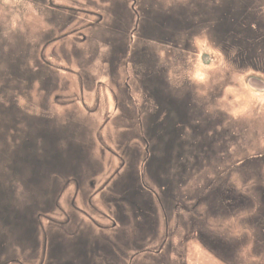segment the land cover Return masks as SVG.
I'll use <instances>...</instances> for the list:
<instances>
[{"label": "flooded vegetation", "instance_id": "obj_1", "mask_svg": "<svg viewBox=\"0 0 264 264\" xmlns=\"http://www.w3.org/2000/svg\"><path fill=\"white\" fill-rule=\"evenodd\" d=\"M131 1L129 8L123 0H104L102 9L111 18L105 20L102 14L91 25V62L96 59V44L102 43L107 48L99 55L108 63L105 73L110 77L127 73L131 66L135 76L134 83L116 84L122 92L116 95L111 120L127 123L118 133L121 163L97 191L114 224L111 229L99 226L98 232L91 227V234L72 232V237L62 232L70 230L66 223L58 233L40 228L50 205L57 203L62 179L73 175L77 194H86V181L91 177L89 186H95L101 164L88 159L78 142L85 133L76 124L54 129L44 116L34 120L11 111L0 113V128L13 131L8 138L0 136V264H26L31 251L43 245L42 264H184L176 261L182 254L172 243L181 230L224 264H264V148H250L257 136L250 132L252 123H226L219 111L209 110L217 107L215 103L207 98L205 103L196 102L193 89L199 86L176 79L171 85L166 79L170 69L181 74L189 68L186 62L196 53L198 37H206L240 72L246 68L264 73V0ZM99 22L104 26L96 25ZM130 25L133 45L126 36ZM167 61L179 63L171 66ZM194 121L200 125L193 126ZM192 140H199L200 147L191 150ZM191 155L195 157L190 169L199 165L215 173L203 178L195 201L190 193L181 199L175 191V163L182 156L187 163ZM235 156L244 157L239 160L244 163L240 165ZM241 171L242 179L237 176ZM164 172H171L170 180L160 179ZM162 210L163 235L158 225ZM230 219L247 225L253 237L247 233L242 239L229 237L221 222ZM251 240L252 252L261 255V261L240 254ZM151 243L156 244L154 251L147 247Z\"/></svg>", "mask_w": 264, "mask_h": 264}, {"label": "rangeland", "instance_id": "obj_2", "mask_svg": "<svg viewBox=\"0 0 264 264\" xmlns=\"http://www.w3.org/2000/svg\"><path fill=\"white\" fill-rule=\"evenodd\" d=\"M123 1H126L130 8L132 1ZM176 1L184 3L185 0ZM104 3V0H0V113L3 116L11 111L18 117H35L34 120L44 116L50 120L49 125L54 129H61L67 123L76 124L78 130L85 133L78 142L86 148L88 159H97L98 164H101V172L94 187L89 186L91 177L87 179L84 187L86 194H77L73 175L62 179L63 183L57 188V203L50 205L46 216L41 219L40 228L43 227L51 233L61 232V224L66 223L70 230L64 229L62 232L67 237H72V232L79 234L81 231H87L91 234V227L98 232L99 229L114 224L108 215L109 208L104 199L99 198L101 194L97 191L121 163L122 153L119 149L122 148L119 147V142L122 139L118 133L126 127L122 121L119 125L112 121L113 118L111 120L117 104L116 95L122 92L116 88V84L134 83L135 76L130 65L127 73L120 71L112 77L105 73L108 63L100 57L107 48L103 47L102 43L96 44V59L91 62V25L102 14H105V20L111 18L102 9ZM98 24L102 25L101 22L96 23ZM132 27L133 25H130L127 28V41L130 37L128 32L133 30ZM130 41V45H133V40ZM195 45L196 49L193 50H196V53H193L189 63L186 62L189 68L181 74L170 69L167 81L173 85V79L178 83L190 80L193 85L199 86L195 92L193 89L196 102H204L203 99L207 98L208 102L215 103L217 107H210L209 110L219 111V116H224L228 124L231 120L239 121L242 125L252 123L250 132L257 136L254 137V147L250 148L263 151L264 73L246 68L240 72L219 50L206 42V37L195 39ZM165 62L160 54V63L165 65ZM91 64L96 66L94 70ZM167 64L176 66L168 61ZM12 88L15 90H11ZM133 93L140 98L139 91L133 89ZM116 113H119V110ZM109 117L110 120H107ZM198 125L199 121L193 122V126ZM11 132L13 133L11 129L8 131L6 128H0V136L4 138L10 137ZM192 144L191 150L194 146L200 147L199 140H192ZM142 150L146 151L144 143ZM248 153L250 154L249 151ZM194 157L188 156L186 163L182 156L175 163L178 179L175 191L181 199L183 196L180 195L190 193L192 201H195L201 184H204L203 178L215 176L213 171L207 173L199 165L190 169ZM235 157L236 161L244 158ZM243 161L238 163L242 165ZM143 163L142 159L138 163L139 174L143 170ZM235 167L238 170L240 168L237 164ZM171 175V172L159 174L162 181L170 180ZM237 176L242 179L243 171L238 172ZM245 185L247 188L249 181ZM95 193L98 196L94 198L92 195ZM164 213L163 210L158 213L162 220L161 224H158L161 235L165 230ZM67 221L71 223L67 224ZM171 224L173 227V223ZM221 224L228 228L231 238L242 239L245 233L249 238L253 237L247 225L242 226L237 220L230 219ZM45 237L42 234L39 239L43 241ZM196 239H189L184 230L180 231L179 236L172 242L175 246L179 245V253L182 254L181 258L176 255V261L184 264H224ZM252 243L251 240L248 250L241 247L240 254H247L261 261V255L258 257L252 252ZM43 246L31 251L32 258L26 264L44 262ZM147 247L154 251L156 244L151 243ZM255 258L253 262L257 261Z\"/></svg>", "mask_w": 264, "mask_h": 264}, {"label": "bare ground", "instance_id": "obj_3", "mask_svg": "<svg viewBox=\"0 0 264 264\" xmlns=\"http://www.w3.org/2000/svg\"><path fill=\"white\" fill-rule=\"evenodd\" d=\"M8 2V1H7ZM17 2V1H16ZM19 2V1H18ZM6 3V2H5ZM29 3V2H28ZM26 6H27V4H26ZM4 7V6H3ZM20 16V15H19ZM3 17V16H2ZM10 17V16H9ZM1 18V17H0ZM18 19V18H17ZM12 20V19H11ZM3 22V21H2ZM7 25V24H6ZM5 27V26H4ZM20 30V29H19Z\"/></svg>", "mask_w": 264, "mask_h": 264}]
</instances>
